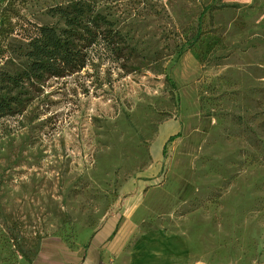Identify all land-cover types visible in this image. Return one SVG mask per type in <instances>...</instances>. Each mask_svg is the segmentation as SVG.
<instances>
[{
  "label": "rangeland",
  "instance_id": "1",
  "mask_svg": "<svg viewBox=\"0 0 264 264\" xmlns=\"http://www.w3.org/2000/svg\"><path fill=\"white\" fill-rule=\"evenodd\" d=\"M94 1L130 55L1 120L0 264H264V0Z\"/></svg>",
  "mask_w": 264,
  "mask_h": 264
},
{
  "label": "trees",
  "instance_id": "2",
  "mask_svg": "<svg viewBox=\"0 0 264 264\" xmlns=\"http://www.w3.org/2000/svg\"><path fill=\"white\" fill-rule=\"evenodd\" d=\"M19 0H0V51L14 71H0V122L22 114L51 78L79 72L96 50L128 59L129 46L94 0H68L48 9L62 27L38 24L20 14Z\"/></svg>",
  "mask_w": 264,
  "mask_h": 264
},
{
  "label": "crops",
  "instance_id": "3",
  "mask_svg": "<svg viewBox=\"0 0 264 264\" xmlns=\"http://www.w3.org/2000/svg\"><path fill=\"white\" fill-rule=\"evenodd\" d=\"M106 235V233L102 234L101 237H99V240L96 241L100 242L102 241L103 237ZM149 252H152L149 257H143L137 261H135V264H171L167 263L166 261L164 262L162 260V251L160 249H154Z\"/></svg>",
  "mask_w": 264,
  "mask_h": 264
}]
</instances>
